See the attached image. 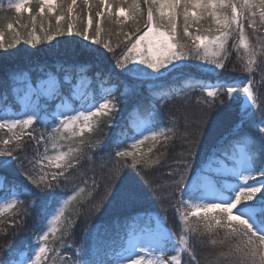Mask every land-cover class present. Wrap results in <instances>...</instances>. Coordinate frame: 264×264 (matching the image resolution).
I'll return each instance as SVG.
<instances>
[{
    "label": "snow or ice",
    "instance_id": "1",
    "mask_svg": "<svg viewBox=\"0 0 264 264\" xmlns=\"http://www.w3.org/2000/svg\"><path fill=\"white\" fill-rule=\"evenodd\" d=\"M3 12L14 15H0V60L18 55L9 50L21 43L66 47L55 71L35 83L28 73L10 75L19 111L0 109V170L27 183L8 182L0 225L22 228L35 214L41 231L31 253L14 242L0 249V264H264V0H7L6 7L0 0ZM106 54L107 73L88 77ZM192 67L209 80L185 76ZM230 71L243 76L221 78ZM113 76L123 85L119 96L118 85L103 87ZM92 80L100 94L93 89L89 102L81 89ZM196 89L199 117L188 111ZM177 101L185 111L168 110L165 119L161 110ZM129 103L132 134H117L101 157L112 163L98 176L95 156L106 144L91 136ZM77 175L85 186L65 196L61 185ZM6 180L0 176V189ZM101 189L94 213L135 208L150 193L165 212L174 210L179 231L151 213L118 214L113 225L123 221L122 230L94 226L75 247L69 213L78 219L77 206Z\"/></svg>",
    "mask_w": 264,
    "mask_h": 264
},
{
    "label": "trees",
    "instance_id": "2",
    "mask_svg": "<svg viewBox=\"0 0 264 264\" xmlns=\"http://www.w3.org/2000/svg\"><path fill=\"white\" fill-rule=\"evenodd\" d=\"M7 0H4L5 7H6ZM0 15H7L12 16L13 13L9 12H3L0 13ZM27 15H25L22 18L21 23H28ZM16 27L19 29V25H16ZM135 37H133L134 39ZM60 41H65L68 39H73L70 37H58ZM56 45L55 48L52 46ZM66 47L64 44H57L56 41H53L52 44H41L37 46L36 48H29L27 45L21 43L17 46V48L10 49V52H17L18 55L12 56L9 58H6L4 60H0V97L7 91L8 98L7 100H3L0 98V109L4 107H12L13 110L18 111L19 106L15 103L13 94H12V80L10 78V75L12 73H28L33 80V83H35V80L37 76L42 75L45 72L48 71H55V68L52 67L56 63L57 60H61L62 57L58 56L57 53L63 51V49ZM119 52V49L117 50ZM109 59L104 62L103 64L96 66L93 65L88 69L87 76L93 77L94 74L98 71H102L104 73H107L109 70V65L112 63L111 60V54H106ZM235 63V53H233V56L230 58L229 61V67L232 66V64ZM116 72H119L117 69ZM65 73L63 71L60 72V76L63 77ZM71 75H75V73H70ZM185 76L195 77L197 79H203V80H209V77L205 74L199 72L195 67L187 69ZM243 74L239 72H227L221 74V78H227L229 80L234 78H240ZM181 81H176L177 84H179ZM147 83V82H146ZM116 84L118 85L117 88V96H119V92L122 91L123 85L121 84L120 80L116 78V76H113L112 79L104 84V88H110L111 85ZM16 87H22V85H15ZM95 90V94L97 98L100 94V89L96 83L95 80H92L91 84L88 85L85 89V92L87 94H90V98L92 97V90ZM202 95V92L200 89H196L195 91H192L190 93L192 102L188 105V111L190 114L194 117H199L201 114L200 106H198L195 103V99L197 97H200ZM242 96V93H241ZM43 103V101H41ZM54 103V102H53ZM51 107V105H50ZM132 108V103L129 104H123L120 106V111L116 114L114 120L111 122L107 121L106 118H103L100 124V127L98 130H96L92 136V140H100L106 144V147L103 149L101 153L96 154L95 161H94V170L99 176L101 173V165H110L112 161L105 159H101L102 156L106 157L107 154L114 150V141L117 138V134L120 133L122 130L127 134L131 135V131L126 127L128 123V115L129 111ZM171 110L176 113H181L185 111L184 104L182 101H177L174 105L169 104L167 106V109H162L161 111L165 113V119L167 115V111ZM43 116L44 113H41ZM111 123L112 126L109 127L108 124ZM37 135H39L40 131H43L44 129L37 126ZM123 138V137H122ZM26 152L29 157L32 156V146L28 145L26 147ZM179 149H177L178 151ZM85 151H89L87 148ZM51 154V153H50ZM172 156L175 155V153H171ZM2 159V158H0ZM170 162V161H169ZM126 174L135 176V173L128 169L126 170ZM91 173L88 174L90 176ZM0 176L7 177V180L5 181L4 188L0 189V196L7 195L6 189L8 188V182L12 180H16L18 182L27 183L24 181V178L20 175L14 174L12 172H5L3 170H0ZM137 179H139L137 177ZM85 186L83 183V178H81L79 175H77V178L74 182H69L67 184H62L61 188L63 189V194L67 196L68 194L72 193L74 189H77L78 187ZM29 188H31V185H28ZM58 193L60 192V189L56 190ZM145 192H147V189L145 188ZM104 193L103 190H99L95 193V197L91 202H86L82 206L78 205V209L80 212V216L77 219L76 213L74 211H71L69 215L71 218L75 221V227L73 228V235L70 238V242L73 243L75 247H79L82 243V240L86 234V232L93 228L94 226L100 225L101 232H103L104 226H113L112 231H119L123 228V221L120 222V229H116L113 225V221L115 217L118 214H135L137 212L143 213L145 216H147L148 213L156 214L160 218L164 219L166 221V226L173 232L179 231V225L177 224V217L175 215L174 210L169 207V210L167 212L164 211V206H162L160 203H158L156 200L151 198L150 193L142 200V202L137 207H128L126 209H113L108 208L107 211L102 212L100 214L93 212V204L96 203V201L100 200L103 197ZM45 198H47V194H45ZM82 198L86 201L87 200V187L85 188V193L82 194ZM25 200V203L30 202L29 197H23ZM187 210V209H185ZM7 215V214H6ZM0 228H4L8 235L5 236L2 233H0V249H3L9 242H14L15 246L24 252H29L31 249V244L33 242V234L38 233L41 231V224L35 214L30 216L27 219V222L24 227L22 228H9L7 225H0ZM51 239V238H50ZM27 246V247H26ZM70 250V249H65Z\"/></svg>",
    "mask_w": 264,
    "mask_h": 264
},
{
    "label": "rangeland",
    "instance_id": "3",
    "mask_svg": "<svg viewBox=\"0 0 264 264\" xmlns=\"http://www.w3.org/2000/svg\"><path fill=\"white\" fill-rule=\"evenodd\" d=\"M149 71H150V70H149ZM86 87H87V83L85 84V87H84L83 89H81V94L84 96V98H85L86 100H88L89 102H91L90 94H87V92H85ZM83 104H84V100H79V101L75 104V107H79V106H81V105H83ZM12 109H13V108H12ZM18 111H19V110H18ZM64 111H69V112H71V111H73V109H72V108H66V109H64ZM223 183H225V184H230L231 181H229V180H225V181H223ZM154 216H156V215H154ZM31 251H32V250H30L29 252H26V253H31ZM66 251H70V250H66Z\"/></svg>",
    "mask_w": 264,
    "mask_h": 264
}]
</instances>
